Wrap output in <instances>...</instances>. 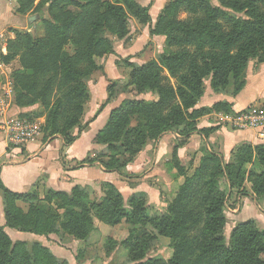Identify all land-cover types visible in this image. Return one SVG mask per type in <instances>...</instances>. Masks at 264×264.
Returning <instances> with one entry per match:
<instances>
[{"label":"trees","instance_id":"trees-1","mask_svg":"<svg viewBox=\"0 0 264 264\" xmlns=\"http://www.w3.org/2000/svg\"><path fill=\"white\" fill-rule=\"evenodd\" d=\"M15 5L16 14L40 16L44 36L17 32L2 60L20 64L12 74L16 106L43 108L39 115L21 112L18 117L34 121L44 116V142L61 136L68 147L87 128L82 125L90 101L86 80L98 70L97 60L113 53L107 35L125 37L131 17L153 23L150 35L165 38L167 52L158 61L134 67L131 74L129 85L153 98L125 100L95 137L96 145L107 147L105 171L125 173L137 154L167 132L180 138L169 145L177 174L161 215H152L147 203L135 198L125 205L111 183L103 184V196L93 202L82 188L70 194L54 190L46 176L26 193L11 191L0 177L6 219L5 226L0 224V264H70L51 248L53 237L69 234L86 241L101 234V222L119 230L117 239L101 234L102 243L112 250L126 249L130 264H264V230L258 221L241 223L229 243L223 235L225 205L236 189L245 197L264 199V144L237 147L231 162L208 152L194 167L179 156L198 130V120L236 114L228 101L198 107L206 85L224 93L233 78L237 96L247 85L249 63L264 64V0H170L156 17L137 0H16ZM163 69L176 79L177 87L165 81ZM115 87H108L109 103ZM255 162L263 168L261 173L251 170ZM85 164L86 160L79 162L72 170ZM248 182L251 191L244 188ZM147 225L171 240V259L147 258L151 237L142 229ZM6 228L45 242L31 247L25 241L14 242Z\"/></svg>","mask_w":264,"mask_h":264},{"label":"rangeland","instance_id":"rangeland-1","mask_svg":"<svg viewBox=\"0 0 264 264\" xmlns=\"http://www.w3.org/2000/svg\"><path fill=\"white\" fill-rule=\"evenodd\" d=\"M137 1L141 5L149 7L151 16L156 17L162 12L164 7L170 0ZM15 8L16 5L14 6L11 15L21 17V15L16 14ZM74 11L78 12V10L76 9ZM22 17L24 21L15 24L14 27H7L0 35V96L7 97V93L10 90L9 88H13L12 99L10 101L9 107V113H11V115L12 112L13 114H18V112L21 113L20 109L15 104L14 81L12 78L13 72L20 68V64L18 61H14L11 64H6L2 60V57L6 56V53H8V42L9 40L15 38V34L17 32L23 30L28 31L34 36H44V28L39 15L29 14ZM182 18H186V16L183 15ZM152 26L153 23H141L138 19L131 17V31L129 32V34H127L123 38H119L110 33L107 35L113 43V53L98 59V70H96L86 80L89 88L90 101L86 105L85 116L82 120V125L87 126L83 133L89 129L91 123H93L98 118V116L105 111L108 105L116 103L117 107L110 111L109 118L100 131H102L106 127L112 111L120 108L125 100L149 101L153 98L151 94H140L134 87H131L129 85L134 67L143 66L151 63L152 61H158L160 56L167 52L165 38L160 36L152 37L150 35ZM3 50L5 52L4 54L6 55L2 54ZM263 70L264 64H258L255 60H252L249 63L246 72L247 85L244 90L248 86H250L252 90H255V87L251 85L255 80V76H257V74L262 72ZM162 76L165 78V81L169 82L173 87H177L176 79L171 77L167 69H163ZM102 79H104L105 81L104 89H102L103 87L101 88L99 84V81ZM10 81H13V85H9ZM111 83L116 84V87L113 89V95L111 98V102L109 103L107 102L109 99L108 87ZM258 85L264 88V82H259ZM233 92V78L231 79L229 87L224 93H215L211 89L210 85L207 84L205 87V94L201 98L198 107H211L216 101H221L227 98H229L230 100H236L242 93L241 92L239 95L234 96ZM251 92L250 89L246 91L245 97ZM95 98L98 99L97 111L92 117L89 118L88 114L89 111L93 109L92 107H94L93 104ZM91 103L93 104L91 105ZM104 104H106L105 109L100 114H98V111ZM254 107L264 111V94L262 98L258 100L254 105H251L244 110H248ZM43 112V108L38 105L34 106L33 108L27 109V113H36L39 115ZM237 113L238 112H236V114ZM235 115L211 114L198 120V130L193 132V134L189 137V143L186 145V147L179 150V156L181 160L186 164L192 162L193 166L195 167L198 165L202 156L206 155L208 152L221 154L218 151V146L220 147V143L222 140V128L234 131H253L256 133L258 139H260L259 131L257 130L236 129L231 122ZM37 120L45 122V117L42 116ZM91 120L93 121L91 122ZM131 125L134 126L135 122H133ZM76 133L77 131L74 132V134ZM57 137L62 138L61 136ZM175 138H180V136L178 135V133H174L171 131L161 135L159 139L151 141L149 145H147L142 150L141 153L135 156L133 162L130 163L126 168L125 173H115L117 174L115 175L116 181L122 184L121 189L123 191H120V189L113 182L102 181L100 179H95L86 184H75L73 189L77 187L84 189L92 197L93 202H95L104 194L103 184L111 183L121 193L125 205H129L132 199L135 198L147 203L153 213L152 215L164 214L168 206L166 202V195L169 193L171 185L174 181V177L177 174V172L172 168V153L169 148V145L173 140H175ZM37 140H40L42 144H46V142H44L43 140V136ZM62 140L65 147L64 139L62 138ZM95 147L98 149H95V151L90 153L89 156L80 161H76L75 159H68L66 156L68 160L67 162H65V165L72 169L73 167H77L79 165V162H83L86 160V164L88 165L96 164L97 167L104 168L107 162H109V159L106 157V155L108 154L107 147L99 146L96 144ZM158 151H160L161 153H159ZM233 151L228 158L223 155L227 162H231ZM145 153H147V155L149 156L147 159L148 161L143 158V154ZM251 170L255 173H261L263 171V168L261 167L259 162H255L252 165ZM192 174L193 172L190 173V175ZM244 188L247 191H251L252 184L248 182L245 184ZM72 190L67 193H72ZM40 194L41 198H43L42 192H40ZM246 200L256 201L257 213L256 215H254L252 212L251 214H253V217L247 218L244 221L247 222L250 220H256L264 230V199H256L255 196H253L252 198L245 197L242 195V192L240 190L236 189L225 205V215L227 222L223 235L225 236L227 243L230 242L233 231L241 223H243V221L241 220L244 219L242 217V214L244 212ZM5 223V211L4 205H2L0 206V224L5 226ZM100 228L101 234L103 236H108L113 239H117V237L119 236L118 229L110 228L108 225L102 222L100 223ZM142 229L145 230L151 237L149 250L147 252V258L167 261L173 257L172 244L169 238L161 236L159 232L155 230L151 225H147ZM6 233L14 242L25 241L28 243L29 247H31V245H33V243L37 241L42 243L45 242V239L43 237L21 234L9 228H6ZM101 234L94 233L86 241H83L81 239H74L69 234H65L61 238L56 236L53 237L54 242H52L50 246L59 258L66 259L70 264H130L128 251L124 248L112 250L111 246L102 243ZM262 259L264 261V254L262 255Z\"/></svg>","mask_w":264,"mask_h":264},{"label":"crops","instance_id":"crops-1","mask_svg":"<svg viewBox=\"0 0 264 264\" xmlns=\"http://www.w3.org/2000/svg\"><path fill=\"white\" fill-rule=\"evenodd\" d=\"M15 4L16 0H0V35L7 27H14L15 24L24 21L22 16L11 15ZM258 81L264 82V70L255 76V80L251 85L255 87V90H252L251 87L248 86L236 100H230L227 98L221 101L232 103L236 112H240L251 105H254L264 94V88L258 85ZM99 84L101 88L103 87L102 89H104V79L100 80ZM249 89L250 92H252L245 97L246 91ZM97 100L98 99L95 98L94 104L91 103L94 107L89 111V118L97 111ZM217 102L220 101H216L215 103ZM114 105H116V103L108 105L105 111L99 115L93 123H91L89 129L84 132L72 146L67 148L64 147L62 138L56 137L46 144H42L40 140H36L29 143L24 148L9 149L4 135L0 132V177L4 185L13 192L26 193L33 188L34 184L40 178L46 176L48 184L56 191L70 192L75 184H86L95 179L111 181L120 189V191H123L121 189L122 184L116 181L115 175L117 174L108 173L103 167H97L96 164H85L81 169L72 170L65 165V162H67L68 159L80 161L89 156V154L95 151V149H98L95 147L94 139L97 133L105 125L109 118L110 111L117 107V105ZM20 111L27 112V109ZM19 114L20 112H18V114H13L12 112L13 116H18ZM221 138L222 140L220 147L218 146V151L227 158L234 149L243 144H264V141L258 139L256 133L253 131H234L222 128ZM158 152L161 153L160 151ZM148 157L147 153L143 154V158L146 161H148ZM245 202L246 205L242 214L244 219L241 220L243 222H245L244 220L247 218H252V215H256L257 213L256 201L246 200ZM2 205L3 198L0 195V206ZM252 212L253 214H251Z\"/></svg>","mask_w":264,"mask_h":264},{"label":"built area","instance_id":"built-area-1","mask_svg":"<svg viewBox=\"0 0 264 264\" xmlns=\"http://www.w3.org/2000/svg\"><path fill=\"white\" fill-rule=\"evenodd\" d=\"M4 53L3 50L2 54ZM9 85H13V81H10ZM9 89L7 97L0 96V132L4 135L9 149H21L43 136L44 122L11 115V113H9V107L13 88ZM231 122L238 130L251 129L259 131L260 139L264 140L263 110L254 107L240 111L234 116Z\"/></svg>","mask_w":264,"mask_h":264}]
</instances>
